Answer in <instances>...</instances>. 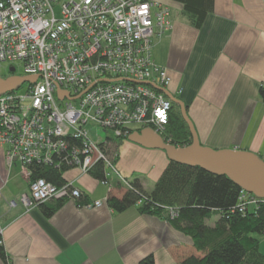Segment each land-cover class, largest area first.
<instances>
[{"label":"built area","instance_id":"built-area-1","mask_svg":"<svg viewBox=\"0 0 264 264\" xmlns=\"http://www.w3.org/2000/svg\"><path fill=\"white\" fill-rule=\"evenodd\" d=\"M172 23L169 7L158 0H0V68L18 63L21 75L36 77L0 94V147L28 181V192L20 195L24 206L52 199L78 208L103 204L86 199L70 181L56 186L31 178L32 163L89 173L101 161L103 185L111 189L118 179L131 188L105 144L108 136L124 140L148 126L165 134L172 100L139 81L170 84L168 68L155 62L152 49ZM58 87L68 97L58 98ZM239 194L240 208L259 199L242 188ZM175 214L171 209L170 218Z\"/></svg>","mask_w":264,"mask_h":264},{"label":"crops","instance_id":"crops-1","mask_svg":"<svg viewBox=\"0 0 264 264\" xmlns=\"http://www.w3.org/2000/svg\"><path fill=\"white\" fill-rule=\"evenodd\" d=\"M167 5L173 22L153 42L152 55L172 77L167 89L182 99L199 141L212 148L251 150L264 159V102L258 93L264 79V0H214L201 27L195 28L179 0ZM117 166L150 191L167 166L163 150L128 138L118 143ZM66 181L78 186L96 207L71 201L46 215L27 208L20 195L29 184L19 162L5 160L0 147V228L4 257L0 264H139L152 255L154 264H177L199 254L193 240L166 219L140 213L138 205L116 212L107 197L127 190L118 179L111 189L90 173L71 168ZM10 202H12L10 204ZM264 254V235L259 238Z\"/></svg>","mask_w":264,"mask_h":264},{"label":"trees","instance_id":"trees-1","mask_svg":"<svg viewBox=\"0 0 264 264\" xmlns=\"http://www.w3.org/2000/svg\"><path fill=\"white\" fill-rule=\"evenodd\" d=\"M179 1L188 20L198 28L212 11L214 0ZM258 93L264 102V79ZM170 109L165 134H162L164 140L177 146L189 144L190 130L179 105L172 101ZM107 141V153H116L121 140L108 136ZM91 167L90 175L102 179V162L96 161ZM29 169L31 178L43 177L48 182L61 186L66 182L63 173L71 168L32 163L29 164ZM130 182L131 188H127L121 197H107L108 205L116 212L138 205L140 213L164 218L188 235L193 240L195 250L200 253L188 254L177 264H264V254L259 248V238L264 235V197L254 204H243L240 208L241 187L228 176L174 160H168L150 191L145 190L138 179H130ZM64 202L65 199H52L38 206L46 215H52ZM171 209L176 211L173 218H170ZM0 255H5L1 243ZM139 264H154V258L147 255Z\"/></svg>","mask_w":264,"mask_h":264},{"label":"water","instance_id":"water-1","mask_svg":"<svg viewBox=\"0 0 264 264\" xmlns=\"http://www.w3.org/2000/svg\"><path fill=\"white\" fill-rule=\"evenodd\" d=\"M10 71L14 67L9 68ZM34 75L14 74L9 76L0 75V94L13 91L25 82L32 83ZM130 82L134 80L124 78ZM137 82V81H136ZM149 84L156 90L163 92L167 98L179 105L183 119H185L191 134V142L186 145L177 146L174 143L166 142L164 137L155 132L152 127H143L132 131L127 137L128 140L139 143L144 147L161 149L166 153L168 160H174L188 165H197L211 173L225 174L234 183L239 185L245 192L252 193L261 198L264 197V159L251 150L239 148H212L199 141L197 131L194 128L192 119L187 114V108L182 99L175 97L169 90L151 81H139ZM57 97H68V92L60 87L56 89Z\"/></svg>","mask_w":264,"mask_h":264},{"label":"rangeland","instance_id":"rangeland-1","mask_svg":"<svg viewBox=\"0 0 264 264\" xmlns=\"http://www.w3.org/2000/svg\"><path fill=\"white\" fill-rule=\"evenodd\" d=\"M3 65L8 66L6 63H3ZM3 65H2V67H3ZM14 72H16L17 74H20V75L23 74V71H22V69H21V67L19 66L18 63L15 64V70H14ZM27 84L28 83L25 82L22 87L24 88ZM96 130H97V134H99L103 138L107 135V131H105V130L98 129V128Z\"/></svg>","mask_w":264,"mask_h":264},{"label":"flooded vegetation","instance_id":"flooded-vegetation-1","mask_svg":"<svg viewBox=\"0 0 264 264\" xmlns=\"http://www.w3.org/2000/svg\"><path fill=\"white\" fill-rule=\"evenodd\" d=\"M10 66L7 67V68H0V75L3 77V76H9V75H14V74H17L16 72L13 71H10L9 70Z\"/></svg>","mask_w":264,"mask_h":264}]
</instances>
